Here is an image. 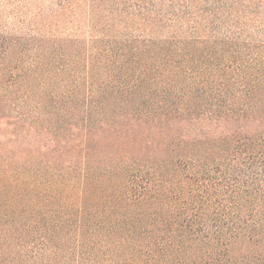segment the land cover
Listing matches in <instances>:
<instances>
[{
    "label": "trees",
    "instance_id": "trees-1",
    "mask_svg": "<svg viewBox=\"0 0 264 264\" xmlns=\"http://www.w3.org/2000/svg\"><path fill=\"white\" fill-rule=\"evenodd\" d=\"M164 1L0 33V264H264V0Z\"/></svg>",
    "mask_w": 264,
    "mask_h": 264
},
{
    "label": "rangeland",
    "instance_id": "rangeland-1",
    "mask_svg": "<svg viewBox=\"0 0 264 264\" xmlns=\"http://www.w3.org/2000/svg\"><path fill=\"white\" fill-rule=\"evenodd\" d=\"M0 0V33L10 34L31 32L30 29H46L49 32L57 34L59 40H63L67 36L78 38L84 41L90 38L106 39L111 36L116 38H125L122 36L130 35L134 32L137 26V20L134 18L137 15L138 0H98L100 8L95 9L98 13L96 20L91 18L93 24H96L95 29L89 28V19L87 14L90 11L93 2L91 0ZM154 2L153 5L157 9H169L170 6L164 0H146ZM167 1V0H166ZM72 5H70V3ZM127 2V4H125ZM133 2V3H132ZM77 3V4H75ZM122 3V4H121ZM163 3V4H162ZM125 4V6L123 5ZM141 5V3H139ZM152 5V6H153ZM152 8V7H149ZM154 9V8H153ZM124 11V12H122ZM60 22L54 25L55 18L58 15ZM124 14L120 20L119 14ZM119 16V17H118ZM112 25L115 27L111 30ZM239 42L246 43L252 48L261 47L264 44V24L257 26L252 22H247L244 19L243 30H233ZM120 32L121 36L116 34ZM220 30V36H224ZM138 35V34H137ZM136 36V34H135ZM168 35L162 33L143 34L139 35L142 38H163ZM181 37V35H178ZM182 38H184L182 36ZM92 41V40H91ZM85 60L80 61L84 64Z\"/></svg>",
    "mask_w": 264,
    "mask_h": 264
}]
</instances>
